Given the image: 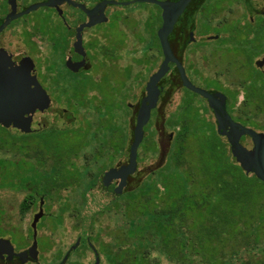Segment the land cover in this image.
Segmentation results:
<instances>
[{"label": "rangeland", "instance_id": "obj_1", "mask_svg": "<svg viewBox=\"0 0 264 264\" xmlns=\"http://www.w3.org/2000/svg\"><path fill=\"white\" fill-rule=\"evenodd\" d=\"M123 1L131 2L135 0ZM210 1L211 5H206V12L212 10L215 5L213 2L216 0ZM118 9L133 13L138 19L136 30L142 35H144L143 28L147 18L152 16L153 21L156 22L155 16L160 13V8L157 5L148 2H137ZM137 31L134 30L131 46L128 45L121 51V59L118 63V67L131 66V74L127 80L118 76L112 78L111 82L108 81L107 84L99 85L92 82L95 78V73H92L89 76L91 80L84 79V83L81 85L82 88L79 92L82 100L81 106H78L76 100L71 101L70 110L65 114L64 106L54 103L50 109L36 115L35 122H38L39 125L34 124V130L40 129L42 125L56 130L50 136L46 134L51 133L50 130H47L44 134L33 133V137L29 140L32 148L31 154L33 155L30 159L24 156L26 153L24 151V154L14 156L10 152L4 153L0 150V238H7L11 242L14 240L13 245L17 249L31 244L33 215L34 212H38L40 197L43 198L44 214L37 224V237L39 246L42 247L39 252V261L42 263L54 264L60 262L65 258L67 251L80 239L79 236L82 235L91 238V244L98 251L100 264H109L106 257L107 250H115L114 244L120 241L129 229L127 213L125 212V210L127 211L126 207H128L131 215L136 213L132 210L135 207L138 208L142 211V214L145 216L147 214L146 220L151 218L156 209L164 207L166 210L173 211L174 220L179 222V209H183L185 205L189 208L194 203L196 204V197L200 194L201 186L206 185L209 175H213L216 170L209 165L211 160L205 153L210 150L213 141L217 142L218 140L219 142L221 140V135L218 133L213 138L210 134H193L183 143L185 147L183 161L186 164L177 167L173 162L172 157L175 154L180 156L181 153L182 144L176 139L181 129V123L187 124L189 131L193 128L190 119L196 123H198L199 118L204 119L214 124L215 128L216 124L213 114L207 112L203 98L192 92H187V90L169 88L165 92L163 105L150 124L145 127L144 139L138 150V170L130 178L127 189H124L120 195L114 192L113 196L111 193L106 194L105 189L107 187L101 183H97L98 186H92L95 179L97 182L99 181L96 178L99 174L101 176L108 168L128 161L129 147L133 139L135 115L133 114V117L130 118L126 103L133 105L139 103L144 95V87L149 76L157 71L161 62V59L159 60L160 54L151 45V33L141 43L135 35ZM209 43L212 46L218 45L216 41H210ZM125 50L129 52L126 55ZM187 56L188 65L197 66L199 70H203L205 77H209L208 81L195 78L193 79L194 83L203 89L220 90L229 96H236L240 93L237 98V105L233 106L231 104L228 107L230 114L235 121L243 124L244 127L263 133L264 122H260L263 118L257 119L256 122L253 117L264 115V93L260 92L259 94L262 97V106L259 107V112L254 113L253 103H250L249 108L244 112L236 108L242 100V89L245 90V93L247 91V94L252 98L258 94L253 89L254 79L241 77V66L239 65L241 57L238 49L232 50L230 55L225 53L214 55L213 65L206 64V55L198 47L196 50L191 47L187 52ZM244 59L243 56L242 61ZM222 63L229 70V73H225V75L219 71L220 69L224 70ZM167 81L173 87L172 75L168 77ZM97 85L100 87L105 86L103 90H110L111 93L108 94L106 91V94L103 95ZM71 97L73 95L70 93ZM104 98L105 100L111 98V100L104 102ZM110 104H115L114 109ZM185 108L186 113L184 112ZM174 119L181 123L171 126L170 122H174ZM199 123V132H205L203 131L204 122L200 120ZM57 130H62L63 133L56 134ZM80 130L87 134H85L84 140L79 142V147L77 139H73V134L68 137V132ZM192 131L195 130L192 129ZM9 132L16 136L21 144L23 138H21L20 133L15 130H9ZM1 133L0 145L4 141ZM170 135L171 137H169ZM222 141L226 144L229 154L232 155L226 138L222 137ZM245 145L247 147L251 146L247 143ZM170 146L172 148L168 153ZM71 148L76 151L79 150L73 165L69 162V155L72 154ZM42 150L43 152L40 153ZM87 158L89 161H87ZM85 167L88 171H85ZM178 169L180 174L177 172ZM153 171L155 172L149 175ZM77 172H81L79 177ZM201 172L205 174H201ZM75 176L76 181H73L66 189L57 192L59 185H66L68 179ZM22 178L26 179L33 191L39 195L36 206L25 215H22L20 205L29 190L4 187V184L10 185ZM143 180L142 186L136 192H126ZM175 180L178 182L177 189L174 186ZM188 186H190L189 190L192 189V192H195L196 195H189L187 199L183 196L186 194L183 190ZM88 188L91 189L88 190ZM51 189L54 190L50 192L52 197L47 193ZM139 194H144V196L139 199L140 201L134 203V197H139ZM117 196L121 197L118 198ZM125 199L128 201L127 206L125 205ZM187 200L188 202H186ZM197 203L203 204V201ZM146 204L148 205L146 206ZM206 209L210 211L211 205H206ZM75 212H79L82 223L78 221V215ZM190 212L191 209L188 213L190 214ZM198 212L199 209H194V212H191L188 217L191 218L194 213L195 221L198 222L202 218ZM91 216H94V220L90 229L89 219ZM260 237L261 243L258 246L241 252V255L246 258L255 257L264 264V227L260 232ZM152 254L159 256L160 264H183L182 261L170 260L158 250L153 251ZM94 263L95 255L93 251L88 247H83L82 241L74 250L70 259L65 262V264ZM190 264L199 263L195 259ZM233 264H241V262L234 261Z\"/></svg>", "mask_w": 264, "mask_h": 264}, {"label": "flooded vegetation", "instance_id": "obj_2", "mask_svg": "<svg viewBox=\"0 0 264 264\" xmlns=\"http://www.w3.org/2000/svg\"><path fill=\"white\" fill-rule=\"evenodd\" d=\"M137 2L142 1L0 0V78L17 73L23 64L25 68L31 69L30 75L37 79L41 87L49 95L51 99L50 108L54 103H57L64 106L63 110L66 114L70 110L71 101L76 100L78 106H81L82 100L79 95L82 88L81 85L84 83V79L91 80L89 76L92 73H95V78L92 82L99 85L107 84L108 81L111 82L112 78L118 76L125 80L130 77L131 66L118 67V63L121 59V51L128 45L131 46L134 30L137 31L136 27L138 25L136 23H138V19H136L133 13L118 8ZM213 4L215 5L209 12H206V5H211L210 0H192L186 7L169 34V41L174 54L182 63L184 72L190 82L197 86L193 79L200 78L208 81L209 77H205L203 70H199L197 66L188 65L187 52L191 47H194L195 50L198 47L206 55V64L210 65H213L214 55H222L223 53L230 55L232 50L238 49L241 57L239 64L241 66V77L253 78V89L258 94L252 98L247 94V91L245 93V90L243 91L242 89V100L236 108L244 112L249 108L248 105L253 103L254 113L259 112V107L262 106V97L259 94L260 92L264 93V0H216ZM159 8L160 13L155 16L156 22L153 21L152 16L148 17L143 28L144 35L138 33V31L135 34L138 40L140 39L141 43H143L151 33V45L160 54L159 60L161 59L157 70L164 60V54L158 37V31L163 24V10L161 7ZM185 17L186 19H184ZM151 20L153 22H150ZM90 23H94V25L87 27L86 25ZM78 33L81 36L82 48L76 46ZM210 41H216L218 45L212 46L209 43ZM127 53L129 52L125 50V55ZM243 56L245 57L244 61H242ZM83 61H85V65L80 70L74 71L73 66ZM222 67H224V70H219L221 74L225 75V73H229L228 68L223 63ZM170 75H173V87L167 81ZM147 82L144 87V95L139 103L137 105L126 103V108L130 112V118L133 117V114L135 115V124L142 100L146 96ZM180 83L182 84L180 71L176 64L172 63L167 75L158 83L160 94L157 106L152 110L148 124H150L157 111L163 105L166 90L174 88ZM105 86L100 87L97 85L103 95L107 91L103 90ZM180 89L192 92L183 85ZM207 91L213 95L221 93L225 96V102L220 97L213 99L211 102L214 106L213 108L208 99L197 94V96L204 99L207 112L213 114L216 129L218 126L217 115H219L222 125L229 132L230 121L226 118V113L229 114L234 122L239 123L233 119L228 109L233 103L235 96H229L220 90ZM107 92L108 94L111 93L110 90ZM70 93L72 95L76 94V97L70 98ZM239 94L236 95L237 98ZM103 100L104 102H109L111 98L107 100L104 98ZM110 105L114 109L115 104ZM38 114L42 113L37 111L34 114L33 125H39L38 122H35V117ZM259 118H263V120L259 121L264 122V115L253 117V120L257 122ZM47 129L49 127L42 125L40 129L34 130L33 133L39 134ZM8 130L19 132L21 137L25 135L33 137L34 135L33 133L24 134L19 129L13 127L8 128ZM221 137L226 138L231 149L232 146L229 143L228 136L221 135ZM240 143L248 150H252L255 147L253 138L250 135H242ZM246 143L248 145L251 144V146L247 147ZM127 163L128 161L124 164ZM107 170L99 176L98 184H102L101 179ZM130 178L127 181L125 190L129 186ZM118 184L119 181H114L105 189L106 194L114 193V189ZM14 185V187H17L16 190H29L22 202L28 199L27 201L32 203L31 209H33L36 206V200L39 195L33 191L29 182L22 178L15 181ZM64 186L59 185V188L56 187L57 192L61 189H66ZM52 191L54 190L51 189L47 192L50 197H52V193L50 194ZM40 199L38 212L41 208L43 209L44 200L41 197ZM37 213L34 212L33 219ZM33 241L32 230V242L28 246L17 249L13 245L14 242H11L14 250H0V264H53L39 261V252L42 247L39 246L38 237L37 259H34L29 254L18 255L27 251L32 246ZM89 248L93 251L92 247ZM63 260L54 264H65L62 263Z\"/></svg>", "mask_w": 264, "mask_h": 264}, {"label": "trees", "instance_id": "obj_3", "mask_svg": "<svg viewBox=\"0 0 264 264\" xmlns=\"http://www.w3.org/2000/svg\"><path fill=\"white\" fill-rule=\"evenodd\" d=\"M174 88L180 89L182 88V84L180 83ZM73 96H76V94ZM236 102L237 96L234 97L232 105L234 106ZM184 112L186 113V108ZM190 120L193 124L192 129L195 131H192V129L189 131L187 124L177 122L175 119L174 122L172 121L173 123L170 122L171 126L181 123V129L176 138L182 144L181 153L180 156L175 154L172 157L177 167L178 165L186 164L183 161L185 158L183 143L193 136V134H210L212 138L218 135L214 124L200 118L198 123L192 121V119ZM200 120L204 122L203 131L205 132H199ZM47 130L51 131V133H46L50 136L56 129ZM47 130L39 134H44ZM0 133L4 138V141L0 145L1 151L4 153L10 152L14 156L22 154L24 151L26 153L23 154L27 159L33 156L29 141L32 138L31 135L21 137L23 140L21 139L20 144L17 137L12 135L8 129L0 126ZM55 133H63V131L57 130ZM70 134H73V139H77L80 147L79 142L84 140L87 133L82 130L69 131L68 137L71 136ZM47 135L46 137H48ZM220 139L219 142L218 140L217 142L213 141L214 143H212L210 150L205 153L211 160L209 165L216 170L213 175H209L206 185L201 186L200 194L196 197L197 202L203 201V204L196 202V204L194 203L189 208L185 205L183 209H179V222L174 220L175 218L172 216L173 211L166 210L164 207L156 209L151 218H147L148 220H146L147 214L145 216L138 208L135 207L132 212L136 213L131 215L128 207H126L127 211L125 210V212L127 213L129 229L125 236H122L121 240L114 244L115 250H107L106 257L109 264H160L159 256L152 254L155 250H158L170 260L176 262L182 261L183 264H190L195 259H197L199 264H233L234 261H239L241 264H262V261L255 257H242L241 252L250 250L261 243L260 232L264 227V183L254 174H245L234 157L229 154L226 144L222 141V137ZM171 148L170 146L168 153H170ZM71 151L72 154L69 155V162L73 165V161L78 156L79 150L76 151L74 148H71ZM42 152L43 150L40 151V153ZM37 153L39 154V152ZM87 161H89L88 158ZM85 171H88L86 167ZM155 171L150 172L149 175ZM177 172L180 174L179 169ZM80 174L81 172H77L78 177ZM201 174L205 173L201 172ZM99 175L96 177L97 179ZM73 181H76V176L69 178L64 187H69ZM143 182L144 180L138 182L131 190H127L126 192H136ZM92 183V186L97 185V180L95 179ZM174 183L177 189L178 182L175 180ZM14 186V182L10 185L4 184V187L13 188ZM190 186L183 190L186 193L183 196L187 199L189 195H196L195 192H192V189L189 190ZM90 189L88 188V190ZM111 194L114 196V193ZM143 196L144 194H139V197H134L133 202L140 201L139 199ZM117 197L120 198L121 196ZM27 200L21 204L22 215L28 213L32 207V203ZM127 204L128 201L125 199V205L127 206ZM208 204L211 205L210 211L206 209V205ZM189 209H191V212H194V209H199L198 213L200 217L202 216L201 220L195 221L194 213L189 218L188 216L191 215V212L190 214L188 213ZM75 213L78 215V221L82 223L79 212ZM93 220L94 216H91L89 219L90 229ZM79 237L83 247H92L89 236L81 235ZM72 247L67 253L68 259L74 253V250H71Z\"/></svg>", "mask_w": 264, "mask_h": 264}, {"label": "water", "instance_id": "obj_4", "mask_svg": "<svg viewBox=\"0 0 264 264\" xmlns=\"http://www.w3.org/2000/svg\"><path fill=\"white\" fill-rule=\"evenodd\" d=\"M142 2H148L158 5L162 8L163 24L158 31V37L161 43V48L164 54V60L161 63L159 69L153 73L146 85V96L143 98L139 112L137 115V121L133 129V139L129 150V157L127 164H121L119 166L108 169L101 179L102 184L105 187H109L114 181H119L118 186L114 189L117 195H120L125 187L127 181L138 170V150L143 142L145 135V127L150 121L152 110L157 106V101L160 94L158 83L163 79L170 69V64L174 63L178 67L181 75V82L184 87L190 91L201 95L208 99L210 105L212 100L216 97L222 98L225 102V96L221 93L211 94L209 91L199 88L193 85L184 72L182 63L176 58L169 41V34L172 32L175 23L180 15L184 12L186 7L192 0H141ZM94 23L87 24V27L93 26ZM76 46L82 48L81 36L78 33V41ZM85 65V61L75 64L74 71L80 70ZM31 69L25 68L24 65L20 67L17 73L9 74L0 78V125L6 129L16 128L24 134H31L34 132V114L39 111L44 113L50 108L51 99L45 90L41 87L35 77L30 75ZM226 118L230 121V130L226 131L219 115H217L218 126L217 133L219 135H227L229 143L231 144V153L236 162L243 169L245 174H254L262 182H264V133H258L243 125L234 122L228 113ZM242 135H250L253 138L255 147L252 150L246 149L240 143V137ZM171 137V136H169ZM44 212L41 208L40 211L34 216L31 224L33 230V244L32 246L22 253V255H31L34 259L38 256V244H37V224ZM81 239H78L71 250H75L80 244ZM91 244V243H90ZM93 252L96 255L95 264H100V257L96 248L91 244ZM0 250H14L9 239H0ZM68 260V255L65 256L62 263Z\"/></svg>", "mask_w": 264, "mask_h": 264}]
</instances>
